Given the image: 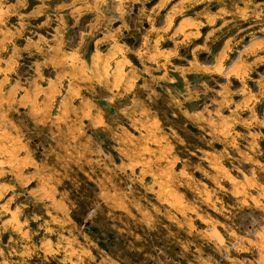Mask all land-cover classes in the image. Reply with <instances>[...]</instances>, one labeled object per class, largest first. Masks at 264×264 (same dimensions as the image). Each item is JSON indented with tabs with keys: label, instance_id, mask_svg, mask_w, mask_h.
I'll return each mask as SVG.
<instances>
[{
	"label": "rangeland",
	"instance_id": "obj_1",
	"mask_svg": "<svg viewBox=\"0 0 264 264\" xmlns=\"http://www.w3.org/2000/svg\"><path fill=\"white\" fill-rule=\"evenodd\" d=\"M0 264H264V0H0Z\"/></svg>",
	"mask_w": 264,
	"mask_h": 264
}]
</instances>
